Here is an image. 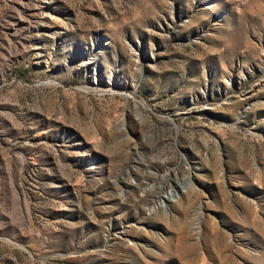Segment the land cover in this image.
Listing matches in <instances>:
<instances>
[{
	"label": "rangeland",
	"instance_id": "obj_1",
	"mask_svg": "<svg viewBox=\"0 0 264 264\" xmlns=\"http://www.w3.org/2000/svg\"><path fill=\"white\" fill-rule=\"evenodd\" d=\"M0 264H264V0H0Z\"/></svg>",
	"mask_w": 264,
	"mask_h": 264
}]
</instances>
